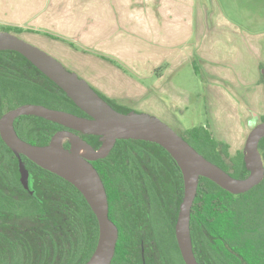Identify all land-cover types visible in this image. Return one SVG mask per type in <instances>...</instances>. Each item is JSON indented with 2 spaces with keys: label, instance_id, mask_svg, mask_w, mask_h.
Returning <instances> with one entry per match:
<instances>
[{
  "label": "trees",
  "instance_id": "1",
  "mask_svg": "<svg viewBox=\"0 0 264 264\" xmlns=\"http://www.w3.org/2000/svg\"><path fill=\"white\" fill-rule=\"evenodd\" d=\"M0 31L21 32L9 27ZM194 68L200 74L196 65ZM261 81L264 84L262 76ZM94 90L115 110L125 114L133 111ZM26 104L88 118L25 57L0 51V118ZM15 129L21 139L37 146L48 145L57 132L67 130L34 116L17 119ZM77 134L93 149L99 148V137ZM180 136L234 178L248 177L244 152L232 156L230 146L218 141L209 126L188 129ZM65 146L69 148L68 142ZM259 151L264 162V139ZM22 160L30 171L34 195L22 187L19 160L0 138V264H86L99 237L98 222L87 201L70 183L25 157ZM93 166L106 188L109 216L119 230L112 264H125L128 258L140 255L142 243L153 246V238L142 231L147 217L156 220V216L161 260L179 257L185 264L174 231L184 183L169 153L154 143L119 140L108 157ZM190 231L199 264H264V181L248 193L232 195L201 178Z\"/></svg>",
  "mask_w": 264,
  "mask_h": 264
},
{
  "label": "crops",
  "instance_id": "2",
  "mask_svg": "<svg viewBox=\"0 0 264 264\" xmlns=\"http://www.w3.org/2000/svg\"><path fill=\"white\" fill-rule=\"evenodd\" d=\"M7 27L132 110L209 126L232 156L264 117L263 48L220 0H0ZM201 102L203 122L186 126Z\"/></svg>",
  "mask_w": 264,
  "mask_h": 264
},
{
  "label": "water",
  "instance_id": "3",
  "mask_svg": "<svg viewBox=\"0 0 264 264\" xmlns=\"http://www.w3.org/2000/svg\"><path fill=\"white\" fill-rule=\"evenodd\" d=\"M0 51H13L25 57L88 116L26 104L0 118V137L19 160L22 186L30 190V173L22 160L25 157L74 186L96 216L98 243L86 264H112L115 257L119 230L109 216L106 188L93 163L107 158L119 140L157 144L178 165L184 194L175 235L185 264H199L193 250L190 221L200 179L206 178L232 195L248 193L264 181V162L259 151V144L264 139V123L255 126L247 137L243 152L249 175L246 179H237L199 154L161 119L146 113L131 111L125 114L115 110L86 80L17 34L0 31ZM261 74L264 79V67ZM24 116L38 117L67 130L57 132L46 146L33 145L21 139L15 129V121ZM77 133L99 137L101 146L93 149ZM66 142L69 148L65 146Z\"/></svg>",
  "mask_w": 264,
  "mask_h": 264
},
{
  "label": "rangeland",
  "instance_id": "4",
  "mask_svg": "<svg viewBox=\"0 0 264 264\" xmlns=\"http://www.w3.org/2000/svg\"><path fill=\"white\" fill-rule=\"evenodd\" d=\"M220 1L222 2L223 10L225 11V16H228V18H230L231 21L239 23L243 29H250L253 34H256L257 35L256 41L258 45H260L263 48V52H264V0H220ZM234 1L236 3H233ZM186 71L187 73H190L188 72V70L183 68L182 74L186 75L187 74ZM187 78L188 77H186V79ZM201 78L202 77L200 76V79ZM91 87L94 88L93 86ZM203 103H204V100H203ZM193 106L194 107H192L190 111L187 112L186 115H184L183 117L184 121L181 119L182 122L186 124V126H193L194 123L199 125L203 122L202 116L199 112V110L203 106L202 102L196 103V106L194 103ZM197 106H200V107L197 108ZM202 110H204V108ZM133 111L137 113H142L140 112V110L136 108H134ZM168 126L171 127L177 134L182 135V132L177 126L173 124L168 125Z\"/></svg>",
  "mask_w": 264,
  "mask_h": 264
},
{
  "label": "flooded vegetation",
  "instance_id": "5",
  "mask_svg": "<svg viewBox=\"0 0 264 264\" xmlns=\"http://www.w3.org/2000/svg\"><path fill=\"white\" fill-rule=\"evenodd\" d=\"M99 143H100V141H99ZM100 146H101V143H100ZM29 173H30V171H29ZM156 187H159L157 179H156ZM27 192H29L30 194L32 192L33 194H31V195H34V191L31 190V186H30V190ZM128 200L129 199H127V201ZM143 225H144V230L142 231V233L147 234V235H149V237L153 238V239H151V243L153 244V246H149L147 244L145 245V243H142L141 247L139 249L140 255H135L133 258H128L125 264H181L179 257H176L177 260L174 258V259L167 260V261L166 260L162 261L160 258L159 249L157 248V245H156V243H157L156 237L160 233V222L158 220V217L156 216V220H152L151 218L147 217V220L143 222ZM175 227H176V225H175ZM175 239H176V235H175ZM176 243H177V240H176Z\"/></svg>",
  "mask_w": 264,
  "mask_h": 264
}]
</instances>
